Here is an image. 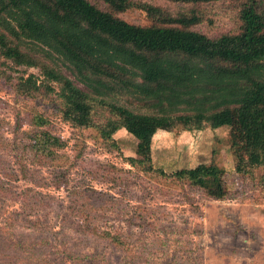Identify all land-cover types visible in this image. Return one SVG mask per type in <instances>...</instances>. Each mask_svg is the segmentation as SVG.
I'll use <instances>...</instances> for the list:
<instances>
[{
  "label": "trees",
  "instance_id": "trees-1",
  "mask_svg": "<svg viewBox=\"0 0 264 264\" xmlns=\"http://www.w3.org/2000/svg\"><path fill=\"white\" fill-rule=\"evenodd\" d=\"M167 1L187 7L171 10L141 0H0V58L39 71L13 76L0 70V76L20 96L50 99L63 120L79 129L92 128L111 145L123 128L141 137L144 129L239 127L245 159L233 142L237 171L264 167V0ZM222 2L234 14L235 26L216 35L199 29L207 5ZM136 8L149 23L122 17ZM49 123L41 114H30L32 128L23 136V155L43 166L67 160L59 153L65 142ZM128 160L137 165L135 158ZM93 164L94 172L117 176L121 171L115 165ZM143 170L174 178L209 199L237 195L216 162L171 173L162 167ZM73 193L74 212L86 221L76 229L81 239L70 245L69 234L63 235L52 252L47 241L4 242L0 263L12 264L19 257L34 264H109L100 261V253L80 251L93 237L106 238L117 249L126 245L119 233L91 225L89 209L100 203L104 207L108 200H99L98 192L88 187ZM26 197L33 205L43 202L38 193Z\"/></svg>",
  "mask_w": 264,
  "mask_h": 264
},
{
  "label": "rangeland",
  "instance_id": "rangeland-1",
  "mask_svg": "<svg viewBox=\"0 0 264 264\" xmlns=\"http://www.w3.org/2000/svg\"><path fill=\"white\" fill-rule=\"evenodd\" d=\"M141 1L171 10L187 7L167 0ZM207 6V18L199 29L216 35L235 26L234 14L224 9L227 2ZM122 17L149 23L137 8ZM0 70L13 76L39 73L35 68L14 67L2 57ZM30 114L49 119L52 131L63 138L65 145L59 153L67 159L64 163L43 166L23 155L24 132L32 128ZM114 137L117 143L111 145L98 139L92 128L72 126L50 99L20 96L0 76V247L10 241L39 245L47 241L52 252L63 235L72 237L70 245L81 239L76 229L86 221L74 212L73 192L82 186L96 190L99 200H108L104 207L100 203L99 208L89 209L94 215L91 225L119 233L126 241L117 249L106 238L93 237L80 246L82 254L100 253V261L109 264H264V167L237 171L233 142L240 159H245L239 127L233 131L229 126L192 131L144 129L141 137L123 128ZM210 162L224 168L225 183L237 193L235 198L202 197L174 178L143 170L162 167L171 173ZM93 163L115 165L121 171L117 176L94 172ZM37 193L43 202L33 205L26 196ZM28 260L18 257L12 264L35 263Z\"/></svg>",
  "mask_w": 264,
  "mask_h": 264
}]
</instances>
